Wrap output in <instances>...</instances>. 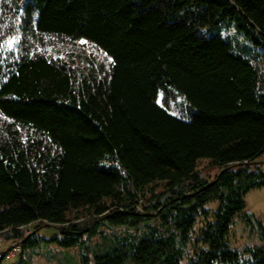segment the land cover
<instances>
[{"label": "trees", "instance_id": "obj_1", "mask_svg": "<svg viewBox=\"0 0 264 264\" xmlns=\"http://www.w3.org/2000/svg\"><path fill=\"white\" fill-rule=\"evenodd\" d=\"M263 155L264 0H0V264H264Z\"/></svg>", "mask_w": 264, "mask_h": 264}, {"label": "rangeland", "instance_id": "obj_2", "mask_svg": "<svg viewBox=\"0 0 264 264\" xmlns=\"http://www.w3.org/2000/svg\"><path fill=\"white\" fill-rule=\"evenodd\" d=\"M224 35L227 37H235V32L233 30L231 31H225ZM239 42L236 40H233V44L236 50L238 51H248L247 49L254 48L251 43H249L244 36L241 34L237 36ZM247 48V49H246ZM262 164L264 167V155L261 158ZM199 168L202 170L203 174L205 176H209L211 178H214L218 170L214 169L211 170L208 168V161L201 160L199 162ZM246 203H247V212L255 214L258 218H260L264 222V188L253 190L249 192L246 195ZM211 209H217L219 206V203L217 201L211 202L207 205ZM240 219L237 218L235 220L234 226L232 228L231 234L229 236L230 243L237 249H242L246 244H254L252 242V239L250 240V237L247 236V230L246 226L239 221ZM101 231H103L106 235L112 236H124V230L122 228H107L105 226H102ZM60 233L59 229L53 228V227H44L40 230V234L42 236L46 237H52L55 234ZM138 235V234H136ZM101 243L103 244L102 236L99 235L96 238L92 239L91 244H97ZM8 242H1L0 244V251H3L4 249L8 248L9 246ZM33 249H29L26 252L25 258H30L28 254ZM241 251V250H240ZM29 252V253H28ZM21 256L20 254L11 260L5 259L3 264H17L20 260ZM32 258V264H81V256H80V249L79 248H71V249H60L56 246L51 245L48 248H39L37 249L31 256Z\"/></svg>", "mask_w": 264, "mask_h": 264}, {"label": "built area", "instance_id": "obj_3", "mask_svg": "<svg viewBox=\"0 0 264 264\" xmlns=\"http://www.w3.org/2000/svg\"><path fill=\"white\" fill-rule=\"evenodd\" d=\"M27 233H30V229L26 230ZM2 240V238L0 237V241ZM18 253V248H14V250L11 252V254L8 257H13Z\"/></svg>", "mask_w": 264, "mask_h": 264}, {"label": "crops", "instance_id": "obj_4", "mask_svg": "<svg viewBox=\"0 0 264 264\" xmlns=\"http://www.w3.org/2000/svg\"><path fill=\"white\" fill-rule=\"evenodd\" d=\"M259 161H260V162H262V160H261V159H260Z\"/></svg>", "mask_w": 264, "mask_h": 264}]
</instances>
